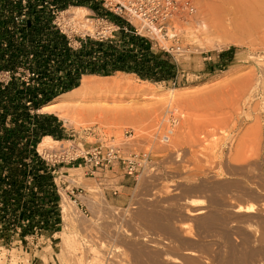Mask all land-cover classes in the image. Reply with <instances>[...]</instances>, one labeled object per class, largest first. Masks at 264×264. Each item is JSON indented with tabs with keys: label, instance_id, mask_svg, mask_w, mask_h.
<instances>
[{
	"label": "rangeland",
	"instance_id": "obj_1",
	"mask_svg": "<svg viewBox=\"0 0 264 264\" xmlns=\"http://www.w3.org/2000/svg\"><path fill=\"white\" fill-rule=\"evenodd\" d=\"M9 1L12 8L5 10L0 27L12 33L0 43V63L8 59L3 55L8 47L16 48V33L21 44L20 33L30 25L22 10L26 24L16 32V2ZM189 1L195 12L170 20L160 38L117 29L111 16L101 22L107 11L94 0L53 3L59 12L79 3L89 9L66 35L74 48L95 50L91 41L105 32L123 55L151 53L173 63L167 81L140 79L116 70L111 61L101 74L62 76L57 69V84H40L39 63L8 62L16 72L12 109L21 128L16 144L22 162L0 161V264H149L159 257L170 258L168 264H264V44L259 40L264 28L257 35L245 33L241 26L247 19L237 2ZM41 3L36 1L39 9ZM4 74L0 71L2 90L9 82ZM119 74L154 93L124 88L86 94L72 104L98 113L72 122L40 111L62 101L56 97L80 85L83 76ZM170 93L175 109L168 110ZM40 118L51 120L55 137H50L58 143L38 151L44 137L38 133ZM12 127V115L4 114L0 103V148L14 137L6 134ZM126 130L138 150L150 153L149 168L136 178L122 166L90 176L80 162L53 166L41 158L68 145L87 150L103 135L119 143ZM162 134L168 143L160 142ZM32 168L45 172V181L30 176ZM45 195L43 208L38 201ZM62 205L78 213L71 223ZM247 206L252 212H243ZM197 210L203 214L192 215Z\"/></svg>",
	"mask_w": 264,
	"mask_h": 264
},
{
	"label": "trees",
	"instance_id": "obj_2",
	"mask_svg": "<svg viewBox=\"0 0 264 264\" xmlns=\"http://www.w3.org/2000/svg\"><path fill=\"white\" fill-rule=\"evenodd\" d=\"M2 2L0 9V18L4 14L5 10L12 8V2L9 0H0ZM37 0H15L16 2V32L17 30L26 24L25 19H21L23 15L27 16L30 25L23 29L20 33L21 44H19L18 34L16 33V48L8 47L3 55H7L8 59L5 63H0V71L5 70L11 75L9 82L6 87L2 90L0 84V103L1 111L4 114H11L13 127L6 134L13 135V138L8 137V143L4 149L0 148V161L4 162L2 164H11L14 163L15 166L22 162L21 151L16 144V129L21 130L18 120L16 119L17 112L15 109H12V101L16 100V93L18 87L16 86V72L14 73V68L10 69V64L8 62H14L21 66H26V63L29 62L31 65L39 63L38 68L43 70L37 81L40 84H51L56 82L57 69H60L62 76H66L67 72H70L71 77H80L81 75L89 74H101L103 73V65L113 66L112 62L116 61V70L122 71L124 73H132L138 76L140 79L148 80L153 83H160L167 81L169 76L173 75L171 69L175 67L173 63L159 58L155 60V56L151 53H141L134 55L125 54L123 55L116 45H108L107 42H97L91 41V45L97 47L93 51H89L86 47V51L74 50L71 47H68V41L65 36L58 32V30L51 23V14L50 11L42 6L39 9L36 5ZM46 0H40L43 2ZM49 3H55L61 7V4H68V0H47ZM62 2V3H61ZM73 3V2H72ZM79 6H84V4L79 3ZM24 10V14L20 13ZM18 21V22H17ZM6 27V26H5ZM5 27H0V43L9 36L10 33L6 30ZM23 28V27H22ZM139 40V39H138ZM100 49V50H98ZM101 49L104 53H102ZM2 54V53H1ZM29 57H31L29 59ZM46 63L44 69L41 64ZM16 68V67H15ZM114 69V70H115ZM69 73V74H70ZM70 78V75L68 76ZM67 92L63 90L62 93ZM14 97V98H13ZM38 133L42 136H51L55 137L54 127L51 124L50 119L40 118ZM39 123V124H40ZM2 128V127H1ZM37 133H34V135ZM35 137V138H34ZM33 140V145L37 141V136L35 135ZM39 137V136H38ZM6 150V151H5ZM30 159L32 156H35L33 147H30ZM42 160H40V163ZM1 166V163H0ZM24 173H21L23 176ZM30 176H33L39 182L45 181L46 173H37L35 169L32 168V172L29 173ZM14 177L18 179V174H13ZM22 178V177H20ZM13 193L17 194V187H13ZM48 198L42 196L38 201L39 205H44L47 203ZM42 209V208H41ZM6 212H9V215L16 214L14 209H10ZM14 213V214H13Z\"/></svg>",
	"mask_w": 264,
	"mask_h": 264
},
{
	"label": "bare ground",
	"instance_id": "obj_3",
	"mask_svg": "<svg viewBox=\"0 0 264 264\" xmlns=\"http://www.w3.org/2000/svg\"><path fill=\"white\" fill-rule=\"evenodd\" d=\"M189 3V8L190 9H179L174 13V16H168L164 19L162 26L160 27V24H156L147 20H141V24L137 23V26L133 27L132 23L133 21H121L118 18H114L116 19V27H118V29H125V31L127 32H135V33H148L150 35L154 36H158L159 37V33L164 29L165 25L169 24L170 20H177V19H182L185 16L188 15H192L195 12V8L193 6V4L189 1V0H185ZM222 3H238V6L243 10L246 19H247V24H243L241 26V29L251 35H257L260 32H262L263 30H260L261 28H264V0H221ZM184 6V5H183ZM89 11V9L86 6H80V7H70L68 10L63 11L60 13V18L65 22L67 20V15L69 16L70 20L73 21H80L83 19V15L87 14V12ZM66 14V15H65ZM166 16V13H162L161 14V18H164ZM107 16L104 15V17H101L100 20L101 22H106ZM245 25V26H244ZM145 26V27H144ZM148 29V30H147ZM129 30V31H128ZM170 38H175L177 37V35H170ZM96 38H97V42H107L108 45L114 46V44H112V39L109 35H106L105 33H103L102 31H99L96 33ZM262 44H264V37H262L259 39ZM68 41V40H67ZM111 43V44H110ZM68 47H71L74 50H80V51H86V47L83 49H77L74 48L72 46V44L70 43V41L67 43ZM232 59V58H231ZM230 59V60H231ZM229 60V61H230ZM60 70V69H59ZM61 71V70H60ZM8 73L9 75V79L11 77V75L9 74V72H5ZM62 74V72H61ZM67 74H69V72H67ZM120 76L117 77H107V78H96V77H90V76H83L80 82V85L76 86L75 88H73L72 90L65 92V93H61L60 95H58L56 98H60L62 99V101L55 102L52 101L50 102L48 105H44L42 107V109L40 110L41 112H56L57 115L66 120V121H70L72 118H76L78 115H94L96 113H98V109H84V110H79L76 108V106H74L72 104V102L74 101H80V99L82 97H84L86 94L89 93H93V92H107V91H119L122 89H129V90H139L140 92H146V93H154L153 89H150L149 87H142V86H135V84H133V82H131L130 78H127L126 76H124L123 74H119ZM82 76V75H81ZM168 110H170L169 108L172 107L173 109H175V107L172 105V98L173 95L172 93L169 94L168 96ZM55 99V98H54ZM99 113L101 114L102 112L99 111ZM101 118V116H100ZM72 122V120L70 121ZM170 134L172 133V130L168 131ZM169 136H167L166 134H162L159 136L160 142L161 143H168L169 141ZM58 143L56 140L52 139L50 136H44L42 138V140L40 141V143L37 146L38 151L44 150L46 149L48 146H51V144H56ZM129 145L127 146H123L121 148H123L124 151L127 152H134L138 155H142V157H146L143 165H141L139 167L138 172L133 176L136 178L138 176H140L145 170H147L150 166V153L147 150H144L142 148H139V150L137 149V147L135 145H133L131 142L128 143ZM62 164V163H59ZM65 165V164H64ZM69 165V164H68ZM132 176V177H133ZM253 207L251 206H247L245 209H243V212L245 213H250L252 212ZM73 210V209H72ZM71 210L70 207H68V205H62V211L61 213L64 215V218L67 219L66 217H68L69 222L71 223V220L74 218L73 216L77 215L78 213H72L73 211ZM241 208H239L237 211H240ZM203 214V211L197 210L195 212L192 213V215H197L200 216ZM73 215V216H72ZM72 216V217H71ZM171 259L170 258H166V257H159L156 259H151L148 260L149 264H168V262H170ZM173 262V261H171ZM172 264V263H169Z\"/></svg>",
	"mask_w": 264,
	"mask_h": 264
},
{
	"label": "built area",
	"instance_id": "obj_4",
	"mask_svg": "<svg viewBox=\"0 0 264 264\" xmlns=\"http://www.w3.org/2000/svg\"><path fill=\"white\" fill-rule=\"evenodd\" d=\"M94 2L99 3L107 11V17L111 16L121 21H135L138 24H141V20H147L160 24V27L164 19L171 15L173 17L177 10H191L189 3L185 0H94ZM42 6L50 11L52 25L65 38L67 33L74 32L71 27L74 25V21L67 17V20L64 22L60 18V13L63 11L59 12L56 5L46 0L41 3ZM162 13H166L164 18H161ZM112 25L116 27L114 24ZM116 28L118 29V27ZM5 74L7 75L8 73ZM99 137V143L87 150H83L76 145H68L67 147H62L60 151H47L41 158L45 163H50L53 166L56 163H72V165H75L80 162L79 167L84 166L86 174L90 176H94L98 172L112 170L119 166L123 167L124 173L128 176H133V174L135 175L138 172L146 157H142V155L134 152L124 151L121 148L129 145L128 143L130 142L133 144L132 131H123L122 141L119 143H115L113 137L107 138L104 135Z\"/></svg>",
	"mask_w": 264,
	"mask_h": 264
}]
</instances>
